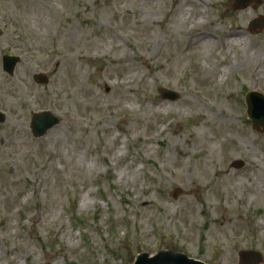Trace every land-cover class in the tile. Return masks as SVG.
<instances>
[{
  "label": "rangeland",
  "instance_id": "1",
  "mask_svg": "<svg viewBox=\"0 0 264 264\" xmlns=\"http://www.w3.org/2000/svg\"><path fill=\"white\" fill-rule=\"evenodd\" d=\"M260 16L264 0H0V264L264 256V132L245 100L264 94ZM43 111L59 122L37 137Z\"/></svg>",
  "mask_w": 264,
  "mask_h": 264
},
{
  "label": "water",
  "instance_id": "2",
  "mask_svg": "<svg viewBox=\"0 0 264 264\" xmlns=\"http://www.w3.org/2000/svg\"><path fill=\"white\" fill-rule=\"evenodd\" d=\"M261 0H234L235 9H244L251 5L260 4ZM264 29V17L250 23V30L256 32ZM19 61L16 56L5 55L3 57V68L9 74H13L14 69ZM47 77L43 74L35 75V80L39 83H46ZM163 98L176 100L179 94L170 89H161ZM247 113L256 130L264 132V94L256 91H249L246 95ZM6 120V115L0 112V123ZM59 122V118L52 112L44 111L34 115L32 120V132L35 136L41 137L45 135L49 129ZM241 162H235L236 167L241 166ZM181 192L180 188H176L174 195ZM264 262L263 255L258 250H243L239 252L240 264H262ZM133 264H207L201 260L194 259L181 252H171L160 250L156 254L148 252L140 253Z\"/></svg>",
  "mask_w": 264,
  "mask_h": 264
}]
</instances>
